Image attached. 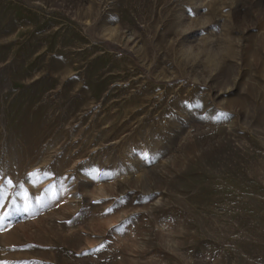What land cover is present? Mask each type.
Segmentation results:
<instances>
[{"label":"rangeland","instance_id":"rangeland-1","mask_svg":"<svg viewBox=\"0 0 264 264\" xmlns=\"http://www.w3.org/2000/svg\"><path fill=\"white\" fill-rule=\"evenodd\" d=\"M0 264H264V0H0Z\"/></svg>","mask_w":264,"mask_h":264}]
</instances>
